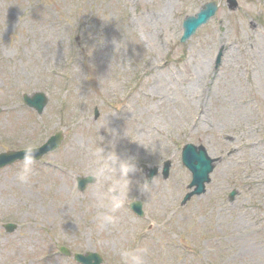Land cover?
<instances>
[{
	"label": "rangeland",
	"instance_id": "374dc122",
	"mask_svg": "<svg viewBox=\"0 0 264 264\" xmlns=\"http://www.w3.org/2000/svg\"><path fill=\"white\" fill-rule=\"evenodd\" d=\"M207 1L0 0V151L65 133L28 183L23 160L0 169V264H79L61 245L98 251L103 264L144 249L145 264H264V0L234 10L214 0L216 14L182 43L185 17ZM39 90L49 96L40 115L22 101ZM110 130L128 133L122 157L172 167L154 177L143 217L129 206L134 189L101 230L95 185L81 192L76 176L110 150ZM186 143L218 161L206 191L182 205Z\"/></svg>",
	"mask_w": 264,
	"mask_h": 264
},
{
	"label": "clouds",
	"instance_id": "9594fccd",
	"mask_svg": "<svg viewBox=\"0 0 264 264\" xmlns=\"http://www.w3.org/2000/svg\"><path fill=\"white\" fill-rule=\"evenodd\" d=\"M110 131L114 137L110 141V150L97 148L91 154L94 159L89 164V174L95 185L92 207L96 211L98 227L101 230L105 225L116 223V214L125 206L134 189L140 193L136 196L137 200L142 201L144 197L150 196L154 188L157 187L155 178L149 180L146 175L143 180H134L135 177L143 173L136 155L130 152L127 156L122 157L117 150V144L128 133L126 131L121 135L114 130ZM34 162L35 153L31 148H28L17 173L20 182L28 183L30 181ZM146 254V249L123 250L121 252L124 264H145Z\"/></svg>",
	"mask_w": 264,
	"mask_h": 264
},
{
	"label": "water",
	"instance_id": "95a60500",
	"mask_svg": "<svg viewBox=\"0 0 264 264\" xmlns=\"http://www.w3.org/2000/svg\"><path fill=\"white\" fill-rule=\"evenodd\" d=\"M230 7H237V1L228 0ZM217 11V5L214 2L206 3L203 8L195 15L189 16L184 21V34L182 37V41H186L189 39L191 34H194L198 27H200L203 23H206ZM26 101L31 105L37 108L39 112H42L47 98L42 93H35L33 96H26ZM62 135L58 134L51 138L49 143L40 150V154L35 158H39L44 152L50 149L56 148L62 140ZM184 151V162L193 170L194 172V181L192 184H197V188L194 192L190 193L187 198H189L194 193L199 194L201 191H204V182L208 180V174L211 169L214 167L212 159L204 146H194V145H186ZM25 152L16 153L11 156L1 155L0 156V166L10 163L17 158H24ZM169 171V165L166 167L164 174L167 177ZM157 172V169L152 170L149 174L152 177ZM80 180V188H84V186L88 183L90 179H79ZM209 181V180H208Z\"/></svg>",
	"mask_w": 264,
	"mask_h": 264
}]
</instances>
